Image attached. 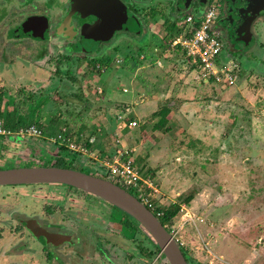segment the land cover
I'll return each mask as SVG.
<instances>
[{"label": "rangeland", "instance_id": "374dc122", "mask_svg": "<svg viewBox=\"0 0 264 264\" xmlns=\"http://www.w3.org/2000/svg\"><path fill=\"white\" fill-rule=\"evenodd\" d=\"M252 29L258 41L237 46V50L232 51L226 40L222 50L223 61L239 62L243 69L240 68L239 79L231 87L213 82L206 87L200 86L194 79L190 63L175 55L161 64L152 65L149 63L152 58L136 61L140 52L124 48L120 56H115L120 60L125 58L121 65L112 63L98 69L101 72H76V82L70 79L67 64L61 63L57 67L54 60H41L40 64L29 67L31 74L14 73L24 83L9 92L16 94L24 87L18 91V114L28 115L30 94L39 93L40 100L49 99L42 106L39 103L40 109L36 112L37 119L43 117L46 128L52 125L49 121L54 118L60 121L57 124L66 123L72 130L85 133H92L103 125V121L114 123L116 111L126 114L123 107L130 105L126 117L137 115L140 126L135 130L125 129L123 134L130 131L138 137L144 134L141 144L135 145L139 148L135 152L140 156L143 147L141 151L149 153L148 162L142 160L140 165L147 164L150 172L154 171L152 175L160 189L157 201L167 208L179 202L180 194L195 187L199 189L190 204L180 203L179 213L169 228L183 242L190 257L199 264H264V78H255L246 84L249 88H263L260 101H241L236 93L233 94L242 76L248 77L247 72H264L263 16L254 21ZM178 31L177 27L173 35ZM171 38L162 42L156 37L151 48L161 42L167 46ZM249 46L253 50L241 49ZM151 48L147 52L150 57H156ZM21 66L30 65L26 61L18 62L14 68L17 70ZM4 68L9 67L4 65ZM33 72H36L34 78ZM0 75V87L10 85L1 72ZM99 84L103 88L102 94L95 89ZM123 87L129 91L124 92ZM217 88H221L220 92ZM165 105L167 110L177 108L188 128L178 130L174 127L169 134L162 128L153 134L150 128L157 121L153 113ZM232 119H235L233 126ZM148 124L149 129L142 132ZM115 125L107 128L114 130ZM198 128L211 131L213 143L195 145L192 135ZM149 133H152L150 137ZM121 138V143L112 145L111 151L115 146L120 149L125 145L126 139ZM4 141L20 148L19 154L28 152V145H32L29 140L22 141L14 136ZM42 141L46 148L55 147L49 139ZM149 141L154 142V147L151 144L145 146ZM158 143L161 144L159 148L155 147ZM95 147H99L98 143ZM157 150L160 153L153 155ZM93 262L100 264V259L97 257Z\"/></svg>", "mask_w": 264, "mask_h": 264}, {"label": "flooded vegetation", "instance_id": "af4514ba", "mask_svg": "<svg viewBox=\"0 0 264 264\" xmlns=\"http://www.w3.org/2000/svg\"><path fill=\"white\" fill-rule=\"evenodd\" d=\"M204 1L0 0V72L10 84L0 87V126L10 131L0 133V169L46 165L97 173L92 158L65 143L50 140L55 147L45 151L38 145L47 140L43 136L18 135L4 126L9 112L16 119L22 115L18 91L24 87L10 92L24 82L14 73L31 74L29 67L54 60L57 67L67 64L76 82V72L98 71L94 63L100 59L113 58L111 65L124 48L149 51L154 38L164 42L187 15L200 16L210 7L216 8L214 25L226 44V0ZM162 42L150 50L162 49ZM24 61L30 66L14 68ZM30 95L34 108L41 95ZM9 135L29 140L28 152L19 154L20 148L7 144ZM180 247L187 264H199ZM97 257L100 264H170L132 217L102 198L63 183L0 185V264H93Z\"/></svg>", "mask_w": 264, "mask_h": 264}, {"label": "built area", "instance_id": "2783aa9c", "mask_svg": "<svg viewBox=\"0 0 264 264\" xmlns=\"http://www.w3.org/2000/svg\"><path fill=\"white\" fill-rule=\"evenodd\" d=\"M216 8L210 7L204 14L198 16L189 14L185 20L178 25V33H176L162 49L156 48L154 54L156 57H150L147 51L141 52L140 59L149 61L150 64H161V57H168L177 55L187 60L193 72L195 79L199 82H213L225 87L234 86L239 79L240 64L235 61L221 60L222 50L225 43L220 38L216 31L215 21ZM175 53V54H174ZM123 58H115L113 64L121 65ZM148 63V62H147ZM103 68L99 65V68ZM124 92H128L127 87H123ZM98 94L103 93L101 86L96 88ZM120 122L119 129L134 128L139 125L136 119L127 121L123 115L118 116ZM8 132L0 126V133ZM18 135L39 136L44 135L43 131L35 125L22 127L17 131ZM60 139V140H58ZM53 141H60L67 145V147L76 152L87 155L97 161L103 168L108 171V175L113 177V180L125 185L131 192L142 201L150 210L156 213H161L159 207L162 206L157 201V194L160 192L158 185L151 177H144L141 169L137 166L135 159L128 155L130 151L123 147L119 149L117 146L116 153L111 157L101 158L102 155L98 153L92 146L94 140L89 141V147L84 143L70 142V139H65L63 134H59ZM113 143H121L119 137L112 139ZM158 207V209H157ZM168 226V225H167ZM169 227V226H168ZM175 235V234H174ZM179 244L183 245L178 238Z\"/></svg>", "mask_w": 264, "mask_h": 264}, {"label": "water", "instance_id": "95a60500", "mask_svg": "<svg viewBox=\"0 0 264 264\" xmlns=\"http://www.w3.org/2000/svg\"><path fill=\"white\" fill-rule=\"evenodd\" d=\"M185 1L189 2V0ZM201 2L205 3L204 0ZM226 2L227 16L223 24L228 32L232 51L237 50L235 49L237 46H246L252 44V41H258L252 26L260 16L264 17V0H226ZM228 19L230 22L227 24ZM241 49L253 50L250 46ZM44 143L42 140L38 142L39 148L49 150L42 145ZM86 159L82 156V162H86ZM94 170L97 173L46 165L6 168L0 169V185L52 182L82 189L116 206L138 222L158 245L168 263L187 264L175 235L162 224L158 216L133 193L113 180L100 164H94Z\"/></svg>", "mask_w": 264, "mask_h": 264}, {"label": "crops", "instance_id": "0c3cea01", "mask_svg": "<svg viewBox=\"0 0 264 264\" xmlns=\"http://www.w3.org/2000/svg\"><path fill=\"white\" fill-rule=\"evenodd\" d=\"M176 57H178L177 55H175ZM171 57H173V56H171ZM167 58L169 59L170 58V56H168V57H166V58H164V56H162L161 57V60L162 61H164V60H167ZM182 58V57H181ZM223 57H222V55H221V60H223L222 59ZM183 59V58H182ZM188 62V61H187ZM243 70V69H242ZM193 71V70H192ZM193 74H194V79H195V73L193 72ZM242 74H243V71H242ZM256 74L257 73H255V72H247V75H248V77L247 78H244L243 76H242V79H241V82L238 84V86H236V89L235 90H233V94L234 93H236V96L238 95L240 98H241V101H260L259 100V94H260V92L263 90V88H261V87H256V88H253V87H251V88H249V87H247L246 86V84H248V81L249 80H253V79H255V78H258V79H263L264 78V72H259L258 74H257V76H256ZM239 76H240V73H239ZM195 81L197 82V83H199V85L200 86H202V87H206V86H209V84H210V82H207V81H204V82H199V81H197L196 79H195ZM217 89H219V92H220V89L221 88H217ZM229 91H231V90H229ZM264 91V90H263ZM232 93V92H231ZM250 99V100H249ZM262 101H264V100H262ZM130 105L128 106H126L125 105V107H123L124 108V111H126V114H123V113H117V111H116V115H114V123H116V127H115V129L113 130V129H108L107 127L109 126V125H112V124H114V123H110L109 121H103L102 123H103V125H100V126H98L97 127V129H95L92 133H85V132H79V131H75V130H72L67 124H66V128L65 127H63L64 128V131H63V133H64V136H65V139H70V142H75V143H85L88 147H89V141H91L92 139L94 140V142L92 143V146H94L93 148L95 149V150H97L98 151V153L99 152H101V158H104V157H111L113 154H115L116 153V146H115V148H114V150L113 151H111V147H112V145H115L114 143H113V141H112V139L113 138H115V137H119L120 139H122L121 137L123 136L125 139H126V141H125V145L123 144L122 146H123V148L125 149V150H128V151H130V153L128 154V155H130V156H132L134 159H135V162H136V164H137V166L141 169V171H142V173H143V175H144V177H151L153 180H154V182L158 185V188H159V184L157 183V180H156V177H154L153 175H152V173H154V171H152V173L151 172H149V173H146V170L147 171H149V168H148V166L149 165H147V164H142V165H140V163L142 162V160H144V163H146V162H148L147 160L148 159H146V157H148V151H141L142 150V148L140 149V152H141V155L140 156H138V154H139V152L138 153H136L138 150H139V148H136L135 147V145L137 144V143H139V144H141V142H142V140H140L141 138H142V136H144V134L142 135V136H140V137H138L136 134H133L131 131L130 132H127V133H125V134H123V131L125 130V129H130V130H135L136 128H139V126H140V121L141 120H139V118H137L138 116L137 115H134V116H130V117H126V115H127V113L129 112V110H130ZM158 111V110H157ZM179 110H177V108H171L170 110H165V111H162V112H160V113H158V114H154L153 113V117H155V118H157V121H155L154 123H153V125H152V129L150 128V130L151 131H154L153 132V134L158 130V129H162L163 128V131L166 133V134H169V133H171L172 131H173V129L172 128H176V129H178L179 130V128H183L184 127V129L185 128H188L187 126V124H186V120H185V118H184V116L182 115V114H180L179 112H178ZM167 114H169V115H167ZM119 115H123L124 116V118L127 120V121H130V120H133V119H136V120H138L139 121V125L138 126H136V127H134V128H128V127H126V128H123V129H119V127H118V124H119V122H120V120H119V118H118V116ZM159 121H161L160 123H159ZM60 122V121H59ZM165 123L167 124V125H165ZM235 123V119L233 120L232 119V125L231 126H233V124ZM30 125H35L34 123L33 124H30ZM30 125H27V126H30ZM58 125V124H57ZM64 124H62V125H58V127H57V129L55 128V131L56 130H59L62 126H63ZM164 125H165V127H164ZM36 126V125H35ZM168 126H170V127H168ZM23 127V126H22ZM21 127V128H22ZM26 127V126H25ZM148 127H150L149 126V124L146 126V128L145 127H143V128H145V130H143L142 132H145L146 130H147V128ZM234 127H235V125H234ZM20 129V128H19ZM149 129V128H148ZM154 129V130H153ZM113 130V131H112ZM18 131V130H17ZM162 131V130H161ZM160 132V131H159ZM189 133H191L190 132V130L188 131ZM150 134H152V133H149L148 134V136L150 135ZM192 134V133H191ZM192 136H194V138H195V145H197V146H201V144L200 143H203V144H206L207 142H210V144L211 143H213V141H212V135H211V131H206V130H204V129H200V128H198V129H196L195 131H194V135H192ZM225 136H227V133L225 134ZM43 137L44 138H47V139H56L55 137V135H54V133L53 132H51V136L50 137H46L45 135H43ZM150 137V136H149ZM108 138H111L109 141H107V139ZM135 139H138V141L137 142H135L134 140ZM155 139H158V137L157 136H155ZM122 141V140H121ZM107 142H108V144H107ZM151 142V143H150ZM96 143H98V146L99 147H95V144ZM150 144L154 147V142L152 143V141H149V142H147V144L145 143V146L147 147V146H150ZM133 145V146H132ZM158 146H156L155 145V147H157V148H159V147H161V144L160 143H158L157 144ZM136 151V152H135ZM158 153H160V150H157L156 152H154V153H152L153 155L154 154H158ZM139 159V160H138ZM145 160H146V162H145ZM141 161V162H140ZM151 165V164H150ZM144 168H147V169H144ZM159 191H160V189H159ZM195 199V198H194ZM193 199V200H194Z\"/></svg>", "mask_w": 264, "mask_h": 264}, {"label": "trees", "instance_id": "16d2710c", "mask_svg": "<svg viewBox=\"0 0 264 264\" xmlns=\"http://www.w3.org/2000/svg\"><path fill=\"white\" fill-rule=\"evenodd\" d=\"M173 34L171 37L174 36ZM162 46L164 47V44ZM144 51H147V50L146 49L144 50V48H142L138 52H140V54H141V52H144ZM140 54H138L134 60L141 61L140 57H139ZM110 59L111 58H105V59H100L99 61H96L94 63V69L96 68L97 64H100V66H102L103 68L110 66V61H111ZM127 61H128V59H127ZM127 61H125V62H127ZM92 70L90 69V71H92ZM98 72H101V71H98ZM48 100H49L48 98H41V100H40L41 106L44 105V102H46ZM31 107H32V105L30 106V108ZM165 108H166V105L161 107L154 114H158L162 111H165L166 110ZM31 109H32L31 115H29V116L19 115V117L17 119L15 117H12L11 113L9 112L8 115L6 116L7 118L4 119V122H3L4 126L7 127V129L19 130V128H21L22 126L25 127L27 125L34 123L39 129H41L43 131V133L46 137H50L51 132H53L56 137H58L59 134H63V137L65 138L64 133H63V131H64L63 127L66 128V123H64V125L59 130L55 131V128L58 127V125H59V124L57 125V122L59 120L55 121L54 118H51L49 122L52 125H50L49 128H46V124L42 122L43 117L41 118V120H40V118L39 119L36 118V112H38V109H40L39 105L35 104V107L31 108ZM160 122L161 121H159V123ZM49 140H51V139H49ZM58 140H60V139H58ZM149 172H150V169H149V171L146 170V173H149ZM117 183H119L122 186H124L125 188H127L122 183H120V182H117ZM129 191L131 192V190H129ZM197 193H199V189L197 187H195V188L189 190L188 192L180 194L179 195V202L173 203L172 205L168 206L167 208L160 206L159 210L161 211V213H159V214L156 213V214L159 216V219L162 222V224L168 225L170 227V224L173 223V220L175 219V217L179 213V210L181 207L180 203L190 204L191 201L195 198ZM157 209H158V207H157ZM136 224H137V226L139 225L138 222H136ZM169 227H168V230H169ZM156 246L158 247L157 244H156Z\"/></svg>", "mask_w": 264, "mask_h": 264}, {"label": "clouds", "instance_id": "9594fccd", "mask_svg": "<svg viewBox=\"0 0 264 264\" xmlns=\"http://www.w3.org/2000/svg\"><path fill=\"white\" fill-rule=\"evenodd\" d=\"M239 63V62H238ZM240 64V63H239ZM240 68L242 69V67H241V65H240ZM94 160V159H93ZM94 164H96V163H98L97 161H95V162H93ZM92 163V164H93ZM94 164H93V166H94ZM99 164V163H98ZM127 189V188H126ZM132 193V192H131ZM152 211V210H151ZM155 214H156V212L155 211H153ZM157 215V214H156ZM158 216V215H157ZM167 228H168V226L167 225H165ZM170 228V227H169ZM170 231V230H169Z\"/></svg>", "mask_w": 264, "mask_h": 264}]
</instances>
